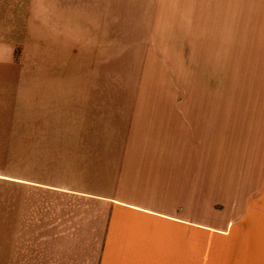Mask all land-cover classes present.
<instances>
[{"label":"rangeland","instance_id":"obj_1","mask_svg":"<svg viewBox=\"0 0 264 264\" xmlns=\"http://www.w3.org/2000/svg\"><path fill=\"white\" fill-rule=\"evenodd\" d=\"M51 94L203 103L206 143H219L205 221L223 232L190 230V249L203 246L190 264H257L245 230L229 241L228 226L264 180V0H0V264L96 261L100 204L30 190L21 210L5 180L37 128V95Z\"/></svg>","mask_w":264,"mask_h":264},{"label":"crops","instance_id":"obj_2","mask_svg":"<svg viewBox=\"0 0 264 264\" xmlns=\"http://www.w3.org/2000/svg\"><path fill=\"white\" fill-rule=\"evenodd\" d=\"M188 101L37 95L31 110L37 128L22 134L19 175L5 178L8 185L19 186L21 210L30 190L90 209L100 204L95 264L199 260L203 246L195 240L190 249V230L223 232L205 221L206 173L209 180L219 179V143L216 148L206 143L205 130L214 131V125L204 123V104L188 109ZM238 209L229 217V241L245 230L248 249L259 250L260 260H254L264 264V180L258 194H248V206ZM218 217L217 224L226 226L227 220ZM233 248L231 243L225 247L228 255Z\"/></svg>","mask_w":264,"mask_h":264}]
</instances>
